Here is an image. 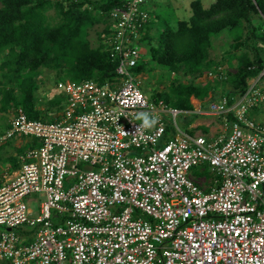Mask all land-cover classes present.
Here are the masks:
<instances>
[{
    "label": "built area",
    "instance_id": "1",
    "mask_svg": "<svg viewBox=\"0 0 264 264\" xmlns=\"http://www.w3.org/2000/svg\"><path fill=\"white\" fill-rule=\"evenodd\" d=\"M130 1L129 11L113 10L116 72L128 80L59 83L62 121L17 109L0 137L41 141L0 188V264H264V121L250 118L264 106V70L236 101L195 109L219 117V133L191 134L178 117L192 112L155 105L129 77L144 0ZM143 113L157 123L145 128Z\"/></svg>",
    "mask_w": 264,
    "mask_h": 264
},
{
    "label": "trees",
    "instance_id": "2",
    "mask_svg": "<svg viewBox=\"0 0 264 264\" xmlns=\"http://www.w3.org/2000/svg\"><path fill=\"white\" fill-rule=\"evenodd\" d=\"M129 2L0 0V113L22 108L30 120L60 122L68 96L59 92L50 99L43 97L46 92L52 94L59 83L106 85L128 80L116 72L121 60L115 50L116 36L121 28L113 10L129 11ZM151 2L144 0L133 14L135 24L141 25L137 40L149 56L141 51L136 65L126 70L135 82V75L147 67L165 70L161 84L168 85L151 88V94L144 92L155 105L191 112L192 98L203 103L206 98L217 102L226 96L232 103L246 93L249 80L264 70V0H217L208 9L194 0L190 19L180 21L175 29H163L158 36L151 35V14L157 9L146 8ZM98 25L104 28L93 43L90 33ZM219 38L231 44L223 58L215 60L211 52ZM234 66L235 74L225 69ZM204 77L209 81L203 83ZM258 109L251 110L250 118ZM197 118L184 121L190 125ZM198 128L185 130L193 134Z\"/></svg>",
    "mask_w": 264,
    "mask_h": 264
},
{
    "label": "rangeland",
    "instance_id": "3",
    "mask_svg": "<svg viewBox=\"0 0 264 264\" xmlns=\"http://www.w3.org/2000/svg\"><path fill=\"white\" fill-rule=\"evenodd\" d=\"M192 1H194V0H154V2H151L150 4H148L146 6V8H152V7L157 8V9L152 10L153 13L151 14V21L153 24L152 25L153 29L151 30V35L158 36L163 31V29H165L167 27L175 29L177 27V24L180 21L189 20L190 17L192 16V10L190 7V4ZM200 1L202 3L203 7L208 9L217 0H200ZM102 28H104L103 25H98V26H95L94 29H92V31L90 33V39L93 43H95L97 41V33L101 32ZM144 44H146V43H144ZM229 44H231V40H225L223 38H219V39L215 40L214 48L212 49V52H211L212 58H214L215 60H221V58H223L226 51L229 49ZM144 47L145 46H143V49H144ZM144 50H143L144 55L146 57H148L149 52H148V50H146V47ZM234 65H236V63ZM225 69H227L226 71L229 72L230 74H235L237 72L236 66L230 67V68H225ZM163 71H165V70H163ZM163 71L158 66L155 69H151V68L147 67V68H145V70L142 74H140L138 76L135 75L137 81L140 82L141 90L143 92L151 94V93H153L151 91V88H153L155 90H160V89H163L166 85H168L167 82L165 84H161ZM42 75H45V74H42ZM165 78L166 77L163 78L164 81H165ZM172 79H173V76H172ZM209 79H210L209 77H204L203 83L209 81ZM182 80L185 82L186 78H184ZM43 82L46 83L45 79L43 80ZM56 93H59V92L56 89H52V94L49 92H46L45 94H43V97L46 99H50L53 96V94H56ZM217 101H218V99H217ZM191 102L193 104L194 109L195 108H197V109L198 108L209 109L210 105L212 103H214V102H211L209 98H206L203 103L200 102L198 99L192 98ZM193 116H194L193 114H182V115H180L178 117V125L183 129L189 128L190 127L189 122L188 121L185 122L184 120L190 119ZM13 117H14V110H11L7 114L0 113V128L3 127L4 124H6V122L10 123L11 118L13 119ZM199 118L200 117H198V119ZM207 118H208L207 121H209L210 123H213L212 126L218 125L219 127L222 128L221 120L218 119L219 117L207 116ZM166 120L168 122L172 123V120L170 119L169 116L166 117ZM196 121H197V119L194 122H196ZM200 121H201V119H199L197 124H202V125H200L201 128L199 129L200 134H202L201 132L203 131V127L206 128L207 123H203ZM216 134L217 133L214 132L213 134L208 133L207 135L210 137V136H213ZM13 141L14 140L8 141V144L3 146L2 149H0V179L1 180H4V178L2 177L3 174L1 172V170H2L1 168L4 166H7L8 158L13 157L14 159L17 160V154H18L17 152L18 151L15 150V145L13 144ZM193 173H194V175L200 176L202 178L209 177L208 173H206V172L202 173L200 169H195ZM68 187H69V184H67V188ZM32 198L37 199L38 196H32ZM37 206H38V203L33 205L34 208H36ZM142 218L148 219L145 215H142ZM4 229L5 228L0 227V235L2 232L5 231Z\"/></svg>",
    "mask_w": 264,
    "mask_h": 264
},
{
    "label": "crops",
    "instance_id": "4",
    "mask_svg": "<svg viewBox=\"0 0 264 264\" xmlns=\"http://www.w3.org/2000/svg\"><path fill=\"white\" fill-rule=\"evenodd\" d=\"M258 108H259L258 110L252 112V115H253L252 118L258 117L259 119H257V121L258 120L264 121V111L262 112V110H264V107H262V110H261V107H258ZM199 119H201L200 122L207 123L206 128L203 127V131L201 132L202 134H208V133L213 134L214 132L219 133L222 130L221 127H219L218 125L212 126L213 123H210L209 121H207V119H208L207 117H200ZM11 121H12V118H11ZM11 121H10V123L6 122V124H4V126L0 128V137L5 136L7 131L11 128ZM200 125H202V124H197L196 126H193L194 129L199 127L196 130V132L199 134H200L199 129L201 128ZM196 132H194L193 134H195ZM10 140H14L13 144L15 145V150L18 151L17 152L18 154L16 153L17 154V160L14 159L13 157L8 158L7 166H4L1 168L2 169L1 172L3 174L2 177L4 178V180L0 179V188L3 185V183H5V181L14 180V178H16L19 175L20 170H21V166H22V157L28 151L39 147V145L41 144V141L38 138L15 135L14 137H12L6 141H3V140L0 141V149H2L3 146L7 145L8 141H10ZM36 143H38L37 144L38 146L32 147ZM205 172L209 174L208 171H203L202 173H205ZM198 177H200V176H198ZM205 178H208V181H209L208 184L210 187L212 185H214V183L212 182L214 180V178L211 174H209V177H205Z\"/></svg>",
    "mask_w": 264,
    "mask_h": 264
},
{
    "label": "clouds",
    "instance_id": "5",
    "mask_svg": "<svg viewBox=\"0 0 264 264\" xmlns=\"http://www.w3.org/2000/svg\"><path fill=\"white\" fill-rule=\"evenodd\" d=\"M195 109H197V108H195ZM193 110V111H191L192 113H190V114H193V115H196V116H198V117H207V116H201V115H198V114H195L194 112L196 111V110ZM203 111H206L207 109H203V108H201ZM138 118H141L142 120H143V126L145 127V128H150V127H152V126H154L156 123H157V120L156 119H149L148 118V115L146 114V113H143V114H140V116L138 117ZM199 121V119L197 118V121L196 122H193L192 124H190V126H195V124L197 123ZM194 129V128H193ZM207 135V134H206Z\"/></svg>",
    "mask_w": 264,
    "mask_h": 264
},
{
    "label": "water",
    "instance_id": "6",
    "mask_svg": "<svg viewBox=\"0 0 264 264\" xmlns=\"http://www.w3.org/2000/svg\"><path fill=\"white\" fill-rule=\"evenodd\" d=\"M9 231L11 230V229H8Z\"/></svg>",
    "mask_w": 264,
    "mask_h": 264
}]
</instances>
